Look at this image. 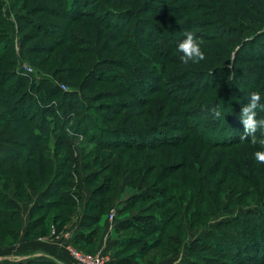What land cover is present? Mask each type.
I'll return each mask as SVG.
<instances>
[{
    "label": "trees",
    "instance_id": "1",
    "mask_svg": "<svg viewBox=\"0 0 264 264\" xmlns=\"http://www.w3.org/2000/svg\"><path fill=\"white\" fill-rule=\"evenodd\" d=\"M21 1L0 0V237L11 235L12 243H18L23 237H21L23 228L27 236L37 226L41 227L47 222L45 214L36 217L39 211L57 206L76 208L77 203L83 200L86 201L85 213L78 230L71 234L70 240L76 247L79 244L81 248L94 245L98 237L96 229L91 228L101 220L103 212L116 205L113 203L117 200L119 191L122 192L121 187L125 178L129 181L126 186L132 187L134 194L126 200L121 212L135 206H139L137 208L139 212L134 216L116 220L115 233L116 231L126 233L133 229L141 236L148 234L151 237L164 232L174 214L173 209L166 208V204L173 202L183 201L189 209L195 207L198 210L197 215L209 218L216 216L222 205L218 200L216 203L212 200L210 186L205 183L208 180L202 182L201 179L192 178L187 188L180 186L172 195L169 194V185L155 188L151 184L160 185L170 177L169 175L180 170L195 171L198 168L201 174L211 175L218 174L221 169L230 173L239 171L241 175L237 166L249 167L242 162L234 165L232 163L234 161L229 160L230 156L227 153L231 152V148H240L242 145H251L255 150L259 149L256 144L251 143V138L240 140L243 126L239 121V115L242 106L247 104L251 92L259 91L261 103L264 104L262 66L264 25L258 26L255 19H252L250 21L255 23L251 27L245 20H248L251 12L264 17V0H232L233 5H230L229 0H219L227 6L225 17L213 15V19L209 20L206 19L209 15H206L197 22L185 19L180 22L181 24L165 27L142 15L145 12H165L168 7L162 5L164 3L160 0H146L145 7L139 10H120L108 5L104 0H36L33 8H29L30 3L25 0L22 9H19ZM56 1L61 2L58 8L53 6ZM90 7L93 9L89 10ZM6 8L14 13L13 20L8 16ZM98 10L101 12L100 20L104 25L116 29L128 46L144 58L141 59L143 63L134 66L124 63V60L121 62L112 60L108 62L112 65L109 68L103 67L107 63L106 60H109L108 57L103 61L98 57L97 64L84 77L82 84L64 90L63 82L56 78L57 74L52 75L51 70L38 68L29 59L31 50L51 54L55 59L53 65L70 62L77 51L90 53L91 49L88 46L97 45L84 40L79 34H71L69 24L95 19L94 11L96 13ZM170 12L173 11H168L164 15ZM53 16L59 18V24L45 20ZM133 22L136 24L129 28ZM146 25L148 29L145 28ZM29 28L34 34L25 32ZM190 30L195 32L199 40L211 45L202 50L206 53L211 51L215 59L210 54L200 63H191L193 68L181 64L180 68H185L178 69L177 73L147 64V55L143 52L144 42L156 50L154 53L156 58L165 60L173 47L185 38L184 33ZM136 31L139 34L146 32V36L139 37ZM158 32L162 35H158ZM16 34L19 37L20 50L16 47L14 39ZM39 38L50 40V44L45 45L43 41L38 40ZM142 38H145V41ZM164 40L171 43L167 51L163 49ZM33 41L36 43L27 45ZM67 42H71L72 45L65 47ZM109 46L111 45L107 41V49ZM123 53L126 52L116 48L110 55L122 58L123 56L119 55ZM24 61L29 64L27 67L32 69V72L23 67L20 69V64ZM115 65L130 71L133 80L135 79V86L131 87L125 83L124 76L115 71ZM103 77L107 80L118 79L116 81L123 89L121 93L129 91L132 103L125 101L118 106V103L109 102L101 107L113 110L116 107H123L114 111L116 116L121 110L131 108L130 106L154 109L156 114L150 116L152 120L141 124L143 126L141 128L102 127L94 115L98 110L92 111L83 92L89 87L92 78L103 80ZM171 82L176 84L175 87H168ZM157 94L165 95L161 102H155L154 96ZM104 96L100 95L98 98L102 99ZM154 105L157 107H153ZM213 106L220 108L221 118L212 117L208 109ZM257 111L258 118L264 117V110ZM175 132L182 136H172L171 134ZM54 136L55 143L52 148L48 141ZM260 138L258 132L257 139ZM79 139H82V144H93L99 153L108 150L109 153L101 156L96 155L94 150L85 152L81 155L83 162H80L71 150L73 142ZM196 142L200 147L194 146ZM216 148L222 150L219 158ZM261 149L264 150V147ZM117 150L135 153L160 152L156 154L165 159L160 166L155 163L132 170L123 167L127 163L124 161L121 163V159L118 165L102 161L103 157L105 160L108 156L112 157L110 154H115ZM166 150H174L177 153L173 154ZM225 162L228 165L222 168ZM135 163L136 166L139 165L140 160H136ZM257 169L261 177L264 168H260L258 163V166L254 167L255 171ZM105 171H108L109 175L101 179ZM145 172L146 174L157 172L158 176L164 175L165 178L161 180L154 177L158 179L155 181L154 178L142 180L134 177ZM83 173L84 179L81 177ZM73 178L81 184L71 182ZM189 180L186 179L184 184ZM141 181L147 182L148 185L139 187ZM74 186L75 190L87 187L92 194L86 199L82 193L74 191ZM106 195L112 197L107 199ZM256 199L258 207L255 210H248L244 217L222 221L215 228L205 227L202 229L203 237H197L188 243L189 255L180 263L175 261L169 263L199 264V261H209L215 264H264V195L259 194ZM148 200L153 202L152 206L165 207V211L162 209L160 213L143 211L144 209L140 207ZM109 202H112L113 206L107 207ZM26 203H31V206L25 228L20 208ZM188 211L190 221L195 220L196 223V215ZM60 218L58 229L72 219V214L60 213L55 220L58 221ZM114 243L116 251L117 249L128 251V248L141 243L142 247L138 253L119 256L115 251L119 257L118 264H141L139 262H145L160 241L156 239L144 243L142 237L124 235V239L115 236ZM198 250L200 253L197 254ZM204 252L209 256L201 254ZM15 264L58 263L33 259ZM146 264L155 262L148 260Z\"/></svg>",
    "mask_w": 264,
    "mask_h": 264
},
{
    "label": "rangeland",
    "instance_id": "2",
    "mask_svg": "<svg viewBox=\"0 0 264 264\" xmlns=\"http://www.w3.org/2000/svg\"><path fill=\"white\" fill-rule=\"evenodd\" d=\"M30 3L29 8H33V5H36L37 2L36 0H27ZM108 5L114 6L120 10H128V9H143L145 7V1L146 0H104ZM162 1V5L168 7L167 10H164L165 12H145L143 13V17L152 19L155 21L157 24L160 26L165 25H173L176 26L178 24H181L185 19H190L192 21L196 20L195 22L199 21L200 19H204L206 15H209V18L206 19H213V15L220 16V17H225L224 15L227 14V6L222 3L223 1L219 2V0H160ZM234 1V0H233ZM233 1L229 0L230 5H233ZM25 0L21 1V6L19 9H22L23 4H25ZM61 5L60 1H56L55 4H53L54 8H58ZM52 6V7H53ZM237 8H240L237 6ZM93 9V8H89ZM171 9V10H170ZM8 16L10 19H14V13L9 11V8H6ZM231 12V6L229 9ZM168 11H173L170 12L166 15H164ZM101 12L98 10L94 11L95 19L92 18V20H80L76 22H70L69 26L71 27V34H79L81 38L84 40H89L94 42L97 46L90 47L88 48L91 49L90 53L86 52H77L75 53L76 56L71 60L70 62L67 61L65 63H57L53 65V59L51 54H46L43 52H36V50H31V54L29 59L32 60L35 66H37L40 69H44L46 71H50V74L54 75L57 74L58 76L56 77L57 80L63 82L62 88L64 90H67L70 87L76 88L78 85L82 84L83 79L87 74L90 72V70L93 68L95 64H97V59H101L102 61L107 59L105 57H108L109 60H106L107 63L103 67H109L111 68L112 65L108 63L109 61H118L123 62L126 64H131V65H142L144 60L143 57H141L137 51H134L131 49L127 42L121 37L119 32H117L116 29L114 28H107L104 25V22L100 20V14ZM211 13V14H210ZM203 15V16H202ZM242 19V15L240 16ZM230 18V17H229ZM98 19V20H97ZM255 19V22H251L250 20ZM49 23L53 24H59V18L57 16L50 17L48 19H45ZM247 22V25L252 26V24H257L258 26L264 25V17L258 16L256 14H253L251 12V15H249L248 20L245 19ZM69 21V20H68ZM192 21V22H193ZM181 22V23H180ZM136 22H133L130 24L129 28H131L133 25H135ZM239 24V23H238ZM146 29H148V25L145 26ZM200 29V28H199ZM203 29V28H202ZM26 33H31L34 34L33 30L31 28L27 29L25 31ZM137 35L140 36H146L145 33H138L136 31ZM158 35H162L161 32L157 33ZM16 47L18 50H20V44H19V37L18 34L14 36ZM145 41V38H142ZM141 39V40H142ZM45 45L50 44V40L42 38L38 39ZM36 40V41H38ZM159 40H163V38H159ZM107 41L111 46L107 49L106 43ZM35 41L27 43L28 46L33 45ZM181 42V40L173 47L172 52L167 54L166 59L162 58H156L154 56V53H156V50L154 51L149 47L146 42L143 43V52L145 55H147V64H151V66L156 65L157 67H161L162 69L167 68L166 70L174 71L177 73L178 69L183 70L185 67L180 68V65L182 64L183 66H187V68H193L190 64L184 65L180 60H179V55L180 53L177 51L178 44ZM36 43V42H35ZM163 49L165 51L169 50V46L171 45L170 42L167 40L163 41ZM72 44L71 42H67L65 47H70ZM33 47V46H32ZM31 47V48H32ZM97 47V48H96ZM202 48H208L211 47L210 44H208L205 41H202ZM119 49L124 50V52L119 56H123L122 58H114L110 55V53H114L115 50ZM213 48V47H212ZM65 49V48H62ZM89 49V50H90ZM20 52V51H19ZM95 52V54H94ZM98 52V53H97ZM110 52V53H109ZM205 52V51H204ZM66 54V53H64ZM94 54V55H93ZM205 57H209L210 54L212 55L211 51L210 52H205ZM92 55V56H91ZM151 57H149V56ZM90 56V57H89ZM214 58V55H212ZM125 57V58H124ZM55 58V57H54ZM127 58V60H126ZM116 59V60H114ZM215 59V58H214ZM97 61V62H96ZM100 61V60H99ZM105 63V62H104ZM214 65V64H213ZM259 65V64H255ZM29 64L27 62H22L20 64V69L23 67H27ZM264 67V65H262ZM216 65L214 66V68ZM19 68V66H18ZM51 68V69H49ZM49 69V70H48ZM115 71L124 76L125 83L128 86H133L134 85V80L132 78V75L129 70L116 66L115 65ZM106 77V75H103ZM103 77V80H97L96 78H92L89 84V87L87 89H84V95L88 99V103L90 107L92 108V111L94 112L93 109H97V112H94L96 115V118L101 122L102 127L106 128H115L118 126H132L134 128H141L143 127L141 124L144 122L147 123L148 121H151L152 119L150 116H154L156 113L154 109L146 108V109H141L138 106H130L131 108H125L124 110H121V112L118 113V115H115V110H120L123 109V107H116L115 110L113 109H105L106 107H101L104 103H118L120 106L121 102H129L132 103V97L128 93H121L122 88L119 87V82L114 79V80H107ZM97 80V81H96ZM99 81V82H98ZM175 83L169 84L170 87H175ZM135 86V85H134ZM134 89V88H133ZM174 89V88H171ZM100 95H105L102 99L98 98ZM164 94H157L154 96L155 102H161V100L164 99ZM97 100L95 101L94 99ZM151 98H153L151 96ZM99 99V100H98ZM132 105V104H131ZM153 107H157V105H154ZM193 108V106H192ZM172 119V118H171ZM172 136H182V134L175 132L174 134H171ZM54 138H51L48 141V145L50 147H54ZM138 139V138H137ZM82 139H79L77 141L73 142V145L71 146V150L74 152L76 159L82 161L81 155L84 154L85 152H90V151H95L96 155L100 154L105 155L106 153H109V150L107 152L99 153L98 150L95 149V146L93 144H82ZM192 144V143H190ZM194 146L200 147L197 142L195 143ZM259 147L258 148H256ZM255 146L257 151H261L264 146L260 145L257 143ZM202 148V147H201ZM69 149V148H67ZM221 148H216V153L221 155ZM254 148L248 145H242L240 148H231V152L227 153L228 156H230L229 160H232L234 165L235 164H240L241 162L243 164L248 165L249 167L245 165H239V170L241 171V175L239 174V171L235 172H226L224 170H219L218 174L212 173L210 175H204L199 172V169L197 168L195 171L192 170H180L172 175H169L170 177L167 178L164 182L158 184H151L153 187H159L163 188L169 185V194L172 195L173 193H176V190L180 186H185L186 188L189 186L188 184L192 181L193 179H201L202 182L208 183L206 185H209V191L211 192V198L212 200L219 201V204L222 205V209L218 212L216 216L212 217H206V216H201L197 215L196 212L198 210L195 207H192L189 209L188 205L182 202H173L171 204H166V208H171L173 209L174 214L171 216V222L167 226L166 230L161 233H156L155 235L149 237L148 234L142 235L135 232L133 229L128 230V232L124 233L122 232H114L113 236L117 238L124 239L125 236H133V237H142L144 239V243H147L148 241H154V240H159L160 243L153 248V250L149 253V256H147L146 261L148 260H154L155 264H170L169 262L175 261V263H180L181 261L184 260L189 255V248H188V243L191 242L193 239L197 237H203L204 232H202V229L205 227L208 228H215L217 224H219L222 221H227L235 217H244L247 213L248 210H255L258 206V200L256 197H258L259 194L264 195V178L263 174L264 172L262 171L261 177L259 175V167L255 171L254 167L258 166V163L255 159L254 153L256 152ZM168 152H171L173 154H176L177 152L174 150H166ZM230 151V150H229ZM206 152V151H205ZM160 152H150V151H145V152H123L122 150H117L115 151V154H110L112 157L108 158L105 160L102 158V161L104 163H114L118 165L117 163H121L124 161L127 163V165L123 167H129V169H138L141 167H148L149 164H158L159 166L165 159V157L160 158V155L156 154ZM136 160H140L139 165H135ZM217 160V159H216ZM106 165V164H105ZM228 164L225 162L222 165V168L227 166ZM100 168V165L97 166ZM260 168H264V164H260ZM97 169V168H96ZM204 173L206 170L203 171ZM109 175L108 171H105L104 174H102L101 179H105ZM149 175V176H148ZM83 179H84V173L82 174ZM137 179H151L154 177L160 178L163 180L165 178L164 175L158 176V173L154 174H145L140 173L139 175L134 176ZM167 177V176H166ZM155 179L158 180V179ZM261 178V181H260ZM186 179H190L186 184H184V181ZM71 182H73L76 185L81 184L80 181H78L76 178L71 179ZM99 182V181H98ZM97 182V183H98ZM128 180L126 178L124 179L123 187H121L122 192L119 191L117 200L113 203V205L116 203V205L113 208H108L107 211L103 212L101 215V220L94 226H92V230L96 229L97 233V241L94 245H90L89 247L85 246L86 248H81L80 245L74 246L73 242H71V234H74L73 228H76L80 220L83 218V214L85 213V202H79L77 203L76 208H71V207H64V206H57L52 209H43L39 211L36 217L45 214V217L47 216V222L39 227L37 226L35 229H33L27 236L25 235V231L23 228V233L21 232V237L22 239L17 243H12V238L11 235H4L3 237H0V264H1V256H5L8 254H13V249L19 245L23 240L26 241V248H36L40 245H47L51 241H56L58 242L59 240H62L64 238H69L70 246H68V253L71 259V263L67 262V264H73V260L70 255V250L71 249H77L85 254L94 256L97 254H100L99 251L102 249L103 246L106 244H110L111 247L113 245V251L115 254V239L113 236L108 237L107 235V229L112 226L115 227L116 225V220H122L125 219L126 217L134 216L136 213H138L139 209H137L139 206L132 207L131 209H128V211L121 212L122 207L126 203V200L134 194V191L132 190L133 188L128 185ZM96 183V184H97ZM203 184V183H202ZM147 186V182L141 181L139 183V187L141 186ZM187 185V186H186ZM126 186V187H125ZM199 187L202 188L201 185H198ZM75 187H73L74 191ZM198 187L197 190L200 188ZM131 188V189H130ZM66 189V188H65ZM146 189V188H144ZM79 193H82L85 198L87 199L89 195L92 193L89 191V189L82 188L80 190H77ZM112 195V193H110ZM105 197V196H104ZM112 197L110 195H106L105 198ZM98 199V198H97ZM207 199V197H206ZM32 203V202H31ZM31 203H26L21 205V214H22V221L23 225L26 228L27 222L30 216V206ZM153 203L152 201H147L144 205H142L143 211H148V212H155V213H160L161 209L165 211V207H155L154 205L152 206ZM112 202H109L107 207L111 206ZM112 205V206H113ZM217 205V204H216ZM207 207V206H205ZM204 207V208H205ZM146 209V210H145ZM150 209V210H148ZM188 210H190V214L196 215V223L195 220L193 222L190 221L188 217ZM60 213H70L72 214V219L66 223L65 226L61 227L58 229V223L61 221V218L55 220V217L60 214ZM98 214V213H97ZM114 214V218H112ZM169 218V216H168ZM115 219V221H114ZM55 220V223H54ZM64 220V219H63ZM115 222V224H113ZM90 229V230H91ZM115 229V228H113ZM130 234V235H129ZM49 245V244H48ZM106 245V247H107ZM142 244H135L134 246L128 248V251H123L120 249H117L116 253L119 254V256H128L133 253H138L141 250ZM124 252V253H122ZM197 252V251H196ZM200 253L199 250L197 254ZM121 254V255H120ZM204 255H208V253L204 252L201 253ZM116 255V254H115ZM256 256H258L256 254ZM141 261V259H138ZM146 261L139 262L146 264ZM255 261V260H253ZM220 262V261H219ZM127 264V263H125ZM199 264H215L213 262L209 261H199Z\"/></svg>",
    "mask_w": 264,
    "mask_h": 264
},
{
    "label": "clouds",
    "instance_id": "3",
    "mask_svg": "<svg viewBox=\"0 0 264 264\" xmlns=\"http://www.w3.org/2000/svg\"><path fill=\"white\" fill-rule=\"evenodd\" d=\"M185 38L178 44L177 51L180 53L179 60L184 64L200 63L205 60V54L202 50V41L198 39L194 31L184 33ZM261 94L259 91H254L249 94L248 102L243 105L239 115V121L243 126V133L240 140H248L251 138L253 145L259 143L264 146V117L258 118V109L264 110V104L261 103ZM211 115L215 119L222 116V112L218 106H213L210 109ZM260 133V139H257V133ZM257 163L264 164V150L254 153Z\"/></svg>",
    "mask_w": 264,
    "mask_h": 264
},
{
    "label": "crops",
    "instance_id": "4",
    "mask_svg": "<svg viewBox=\"0 0 264 264\" xmlns=\"http://www.w3.org/2000/svg\"><path fill=\"white\" fill-rule=\"evenodd\" d=\"M115 224V222L113 223ZM114 226L111 225L107 230L108 237L113 236ZM78 230V226L73 228L72 232ZM115 239V237L113 236ZM49 244V245H48ZM47 245H40L36 248H26V241L23 240L13 249V254H8L5 256H1V264H15L19 262H26L29 260H48L54 261L58 264H67V262L71 263V259L68 253V246H70L69 238H64L62 240L51 241ZM107 245V244H106ZM103 246L100 249L99 253L106 256L109 260V263L118 264L119 257L114 254L113 245L111 247L110 244L107 247ZM68 249V250H67Z\"/></svg>",
    "mask_w": 264,
    "mask_h": 264
},
{
    "label": "built area",
    "instance_id": "5",
    "mask_svg": "<svg viewBox=\"0 0 264 264\" xmlns=\"http://www.w3.org/2000/svg\"><path fill=\"white\" fill-rule=\"evenodd\" d=\"M25 69L32 72V69L28 67H25ZM112 218H114V214ZM70 255L73 260V264H109L108 258L102 254L91 256L77 249H71Z\"/></svg>",
    "mask_w": 264,
    "mask_h": 264
}]
</instances>
